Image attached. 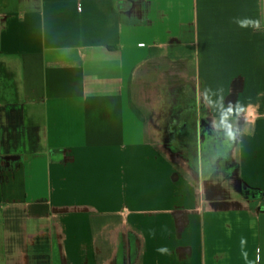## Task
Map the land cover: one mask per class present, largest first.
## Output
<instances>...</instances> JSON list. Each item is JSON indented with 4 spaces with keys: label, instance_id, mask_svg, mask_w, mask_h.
<instances>
[{
    "label": "crops",
    "instance_id": "0c3cea01",
    "mask_svg": "<svg viewBox=\"0 0 264 264\" xmlns=\"http://www.w3.org/2000/svg\"><path fill=\"white\" fill-rule=\"evenodd\" d=\"M72 1L16 2L0 13V60L12 67L13 103L24 106L17 114L0 97V129L30 126L39 146L9 192L0 187L11 199L0 205V264H72L77 250L92 264H181L183 253L182 264H220L228 252L241 262L249 247L215 252L207 243L204 210L198 243L170 229L181 160L163 139L157 95L163 78H192L201 124L209 118L220 131L231 106V157L247 184L264 189L252 181L264 178V0H151V26H124L105 0H82L72 13ZM185 59L192 75L179 70Z\"/></svg>",
    "mask_w": 264,
    "mask_h": 264
},
{
    "label": "rangeland",
    "instance_id": "374dc122",
    "mask_svg": "<svg viewBox=\"0 0 264 264\" xmlns=\"http://www.w3.org/2000/svg\"><path fill=\"white\" fill-rule=\"evenodd\" d=\"M80 1L81 3L78 5L75 0L70 2L68 11L74 13L77 8L82 7V5L84 6L82 0ZM185 61L186 59L181 61V63L179 64V70H181V72L185 70L186 76L192 75L194 73L191 70L193 64H184L183 62ZM0 63L2 69H5V65L3 64V62L0 61ZM108 70L109 69L105 70L104 72H107ZM188 70H190L189 73ZM164 79L166 78L162 79V89L160 87L159 93L157 95V102L159 103V105H164V117L166 122V120L169 119V115L171 113V102L169 101L171 93L170 90L173 87H176L178 83L182 82H190L193 87L196 85L192 78L184 79L183 77H180L174 79L173 81L169 80L166 83H163ZM136 90L138 89H133L134 92ZM8 98L9 96H7L5 99ZM147 101L148 103H150L151 99L144 100V102ZM16 112L17 114L21 113V110L16 109ZM166 129L167 127L164 130L166 131ZM163 139L167 145L170 144V142L165 137ZM174 152L175 154H178L180 158L179 160H181L177 162L181 167V170L179 171V175L178 173L173 174V183L176 187L174 200L179 199L180 203L175 204V207H178L177 214L179 216V221H176L174 224H172V227L170 228L172 232H174L175 235L178 236L177 238L182 239V237H185V240L188 243H198L200 235H202V220L204 218L203 216L200 217V211L203 215L204 210L205 212H207L206 218H204V220L207 221L210 226L209 239L207 240V243H209L210 241V247H212L213 251L216 250L215 252H223L224 247H226L227 249V247L229 246L236 245H240L242 248L243 246L250 248L249 250H247V252H245V250L243 249L244 252L239 253L241 262H239V260L236 259V257L232 255V253L228 252L227 254L217 255L216 257L219 258V260H214L215 263L264 264V198L250 200L243 197L232 187L233 179L236 174H234L233 172L224 174L222 170L211 173V171H208L207 168L205 169L202 158L198 155L197 151L193 152L196 156L194 160L192 158H189L188 154L183 155V153L178 152V150H174ZM236 172L239 173L238 171ZM259 176L261 175H253L252 181L254 183L264 184V178H259ZM177 179H180V183H177L175 181ZM190 216H195L196 223L192 224L193 221L189 220ZM195 225L197 226L193 229V226ZM232 235L236 236L237 241L236 239L230 237ZM69 241L73 242L74 240L69 239ZM249 245H251V247ZM122 248L123 247L121 244L119 246V251H122ZM179 250L182 251L181 253H183V250L185 249L180 247ZM77 252L78 253L76 254V256L79 261L73 260L72 264H81L82 261V263L84 264L91 263V255L82 254L80 250H77ZM173 253L177 254L176 249ZM245 253L247 254L246 258ZM184 254L185 253L176 257V259H178L179 257L181 258V264L185 262L183 256ZM61 258V263L63 264L65 261V256H61ZM69 260L71 261L70 255ZM211 263H213V261H211ZM112 264L125 263L123 261L118 262L117 260H115V262Z\"/></svg>",
    "mask_w": 264,
    "mask_h": 264
},
{
    "label": "flooded vegetation",
    "instance_id": "af4514ba",
    "mask_svg": "<svg viewBox=\"0 0 264 264\" xmlns=\"http://www.w3.org/2000/svg\"><path fill=\"white\" fill-rule=\"evenodd\" d=\"M105 1L114 16L118 17L124 26H146L151 22V18H157L159 14V10L155 8L151 0ZM48 2L49 0H18L17 5L29 3L44 7ZM3 64L5 69H2L0 63V97L9 96L7 99L9 101L8 106L11 109H20V104L13 103L16 81L14 76H11L12 67L4 62ZM170 91L171 113L165 135V138L170 142L169 145L183 155L188 154V157L193 160L196 157L193 152L197 151L202 158L205 169L207 168L211 173L222 170L224 174L230 172L236 174L232 187L243 197L250 200L264 198V189L247 184L236 172H239V166L231 157L232 148L237 141L236 131L233 130L234 136L229 137L227 130L220 131L212 128L209 118L204 119L203 124H201V117L198 116L197 112L198 107H200L197 88L196 86L193 87L190 82L178 83ZM201 106L204 108L203 105ZM21 108L24 106L22 105ZM9 126L6 130L0 129V187L6 193L12 187L17 171L26 163L28 155L32 150L39 147L35 131L30 126L27 127L22 123L14 125V128ZM1 195L0 199L2 198L4 201L0 202V205L6 204V200L10 197H1ZM14 203L9 204L10 208H3L4 213L13 208ZM38 243L41 247L46 248L45 239ZM49 257V255L42 256L41 263H47Z\"/></svg>",
    "mask_w": 264,
    "mask_h": 264
},
{
    "label": "clouds",
    "instance_id": "9594fccd",
    "mask_svg": "<svg viewBox=\"0 0 264 264\" xmlns=\"http://www.w3.org/2000/svg\"><path fill=\"white\" fill-rule=\"evenodd\" d=\"M234 112V109L230 106L229 108H227L225 110L224 113H222V117H221V122L223 124V126L225 127V129L227 130V133L229 135V137H233L234 136V132L232 131V127L231 124L228 122V117L229 115H231ZM243 243V241H242ZM158 252L161 253H167V248H159L157 249ZM247 254L245 253V258H246Z\"/></svg>",
    "mask_w": 264,
    "mask_h": 264
},
{
    "label": "water",
    "instance_id": "95a60500",
    "mask_svg": "<svg viewBox=\"0 0 264 264\" xmlns=\"http://www.w3.org/2000/svg\"><path fill=\"white\" fill-rule=\"evenodd\" d=\"M16 2H18V0H0V13L3 15H8L15 11ZM120 22L122 24V21ZM153 23L154 21H151L149 24H147V26H151Z\"/></svg>",
    "mask_w": 264,
    "mask_h": 264
}]
</instances>
